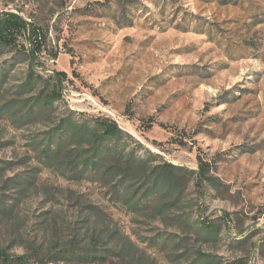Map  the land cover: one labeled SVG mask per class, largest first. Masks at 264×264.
Returning a JSON list of instances; mask_svg holds the SVG:
<instances>
[{"label": "rangeland", "instance_id": "rangeland-1", "mask_svg": "<svg viewBox=\"0 0 264 264\" xmlns=\"http://www.w3.org/2000/svg\"><path fill=\"white\" fill-rule=\"evenodd\" d=\"M7 13L47 42L36 59L25 52L28 36L19 52L0 53V195L16 203L13 214L0 212V250L29 264H78L56 258L57 242L85 248L96 234L103 254L126 247L80 264H190L199 251L264 264V0H0ZM31 65L62 99L30 120L12 117L9 103L42 88L20 91ZM70 112L116 121L133 137L126 150L152 153V166L183 167L184 203L162 214L157 198L135 211L112 183L47 166L36 142ZM199 156L218 190L194 185L187 170ZM20 178L33 181L21 198L12 181ZM131 182V191L143 185ZM177 215L218 221L221 241L197 238Z\"/></svg>", "mask_w": 264, "mask_h": 264}, {"label": "trees", "instance_id": "trees-1", "mask_svg": "<svg viewBox=\"0 0 264 264\" xmlns=\"http://www.w3.org/2000/svg\"><path fill=\"white\" fill-rule=\"evenodd\" d=\"M26 36L29 38L31 48L25 52L27 56L36 59L43 52L47 42L45 31L17 14L7 13L0 16V53L4 50L19 52L24 47L21 44V38H26ZM34 68V65H31L24 82L19 87L20 91L28 93L35 92L39 86L42 88L33 100H24L21 105L15 102L9 103L7 108L12 117L18 115L20 119L30 120L38 114L48 112L57 101L62 99L60 85L54 83L53 87L50 88L49 85H46V80L44 81L42 76L34 72ZM58 75L68 78L64 71L58 72ZM5 77L6 74L2 72L0 82ZM44 87H47V91L42 90ZM74 115V112H70L68 117L61 118L56 127L47 133L46 140L36 142V146L40 147L42 154L40 158L46 162L47 166L64 170V172L69 170L74 178L89 174L91 178L103 183H112L114 193L123 192L127 197L125 200L135 211L151 207L157 198L159 200L156 208L162 214L170 207L184 203L189 179L179 173L184 170L183 167L172 163L152 166L148 161V156H154L152 153L148 152V156L143 157L134 150L127 151L125 138L127 136L133 137L126 135L116 121L100 117L78 119ZM73 142L81 144L75 147L72 145ZM187 172L195 177L194 185L197 189H205L208 186L217 190L220 188L219 183L211 173L210 163L201 156L198 157V169L187 170ZM1 176L2 173H0V178ZM132 180L143 182V185L137 191H131L132 186H134ZM12 181L18 188L19 198L27 192L29 185L33 184L32 180L23 178ZM15 206L16 203L8 205V201L0 195V212L6 215L13 214ZM227 215L228 213H226ZM175 218L179 220L181 225L189 226V231L195 233L197 238L206 241H221L222 225L218 221L201 217L191 221L182 215H177ZM97 223L98 227L102 225L101 220ZM102 230L103 227L100 232ZM95 236L96 234L85 248H78L76 239L67 241L64 243L65 245L57 242L56 258H63L78 264L101 262L106 258L107 253L116 249L121 252L126 247L125 244H119V246L105 248L106 254H103L97 246L99 237ZM170 240L172 238H165L164 242ZM176 245H180V241L176 242ZM196 254L197 256L190 264H247L243 259L226 262L215 254L200 251ZM0 264H29V256L12 257L5 249H2L0 250Z\"/></svg>", "mask_w": 264, "mask_h": 264}]
</instances>
